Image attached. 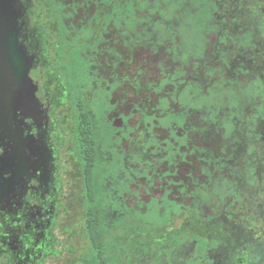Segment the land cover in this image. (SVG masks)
I'll list each match as a JSON object with an SVG mask.
<instances>
[{
	"label": "rangeland",
	"instance_id": "rangeland-1",
	"mask_svg": "<svg viewBox=\"0 0 264 264\" xmlns=\"http://www.w3.org/2000/svg\"><path fill=\"white\" fill-rule=\"evenodd\" d=\"M34 1L92 118L94 201L103 230L124 234L114 264H264V0ZM74 113L57 107L62 210L45 264H81L88 246Z\"/></svg>",
	"mask_w": 264,
	"mask_h": 264
},
{
	"label": "flooded vegetation",
	"instance_id": "flooded-vegetation-1",
	"mask_svg": "<svg viewBox=\"0 0 264 264\" xmlns=\"http://www.w3.org/2000/svg\"><path fill=\"white\" fill-rule=\"evenodd\" d=\"M37 5L42 3L0 0V256L5 264H45L59 243V149L65 139L56 113L65 102L74 106L69 141L81 165L72 133L87 103L74 97L75 80L64 49L47 50L45 28L50 20L48 15L44 20L35 17ZM15 7L21 12L17 55Z\"/></svg>",
	"mask_w": 264,
	"mask_h": 264
},
{
	"label": "trees",
	"instance_id": "trees-1",
	"mask_svg": "<svg viewBox=\"0 0 264 264\" xmlns=\"http://www.w3.org/2000/svg\"><path fill=\"white\" fill-rule=\"evenodd\" d=\"M74 148L80 159L84 186H85V234L88 240L87 249L79 257L81 264H114L113 248L119 236L124 235L123 231L117 229L104 231L102 228V213L95 195L92 191L94 186V171L97 168V143L92 125V119L87 110L79 111L76 116L75 127L72 133ZM136 226L143 232L148 228L134 222L129 224Z\"/></svg>",
	"mask_w": 264,
	"mask_h": 264
},
{
	"label": "water",
	"instance_id": "water-1",
	"mask_svg": "<svg viewBox=\"0 0 264 264\" xmlns=\"http://www.w3.org/2000/svg\"><path fill=\"white\" fill-rule=\"evenodd\" d=\"M20 17H21V12H20V10L17 7H15L14 8V36H15V42H16L15 43V45H16V47H15L16 55H17V52L20 50L19 48H17V46H18V41L17 40H18V32H19V30H18V26H19L18 25V18H20ZM15 74L17 75L16 72H15ZM23 74L25 76V82H26V80H28V70H25V73H23ZM23 74L21 75L22 77H23ZM27 102L28 101H26V103Z\"/></svg>",
	"mask_w": 264,
	"mask_h": 264
}]
</instances>
